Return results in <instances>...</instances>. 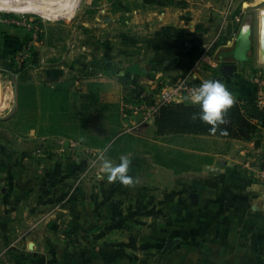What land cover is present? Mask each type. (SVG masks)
Instances as JSON below:
<instances>
[{"label":"crops","instance_id":"0c3cea01","mask_svg":"<svg viewBox=\"0 0 264 264\" xmlns=\"http://www.w3.org/2000/svg\"><path fill=\"white\" fill-rule=\"evenodd\" d=\"M187 1L190 7L176 14L180 32L190 34L189 43L200 44L196 53L158 66L159 59L168 56L159 53L150 69L111 63L108 69L116 86L125 89L124 95L149 90L159 78L179 75L189 59L212 43L217 53L213 63L222 66L203 73L204 79L218 77L225 83L246 105L257 131L250 139L158 135L155 117L140 123L139 114H122V90L108 95L103 72L96 80H70L65 104L54 85L63 74L25 71L11 97L1 84L0 159L9 184L4 210L18 217L0 221V240L20 244L24 264H264V183L251 181L241 165L252 142L264 139V107L257 105L261 90L248 71L251 23L241 21L243 11L222 23L221 12L229 0ZM183 18L192 23L186 25ZM238 47L242 58L234 55ZM227 65L232 70H222ZM113 99L118 106L110 111L107 102ZM108 112L113 113L109 121ZM101 153L113 165L128 156L132 183L110 181L101 170ZM48 161L57 169L50 164L45 170ZM32 168L37 177L53 172L66 176L70 184L75 178L82 182L68 189L73 197L61 210H54L50 201L27 204L30 192L25 185L19 186L17 203L13 179L21 183ZM92 177L100 181L97 192L104 196L97 202L88 196L95 190ZM46 191L37 187L34 194ZM26 210L35 214L29 216ZM60 225L70 232L58 233ZM171 238L174 242L166 250Z\"/></svg>","mask_w":264,"mask_h":264},{"label":"rangeland","instance_id":"374dc122","mask_svg":"<svg viewBox=\"0 0 264 264\" xmlns=\"http://www.w3.org/2000/svg\"><path fill=\"white\" fill-rule=\"evenodd\" d=\"M13 1L0 2V95L3 94L1 84L8 88L6 92L13 95L15 83L21 82L25 71L36 76L42 75V71L45 76L49 73L56 76L63 74L65 78L58 80L54 85L57 90L62 91L61 101L64 104L70 80H83L85 77H93L91 80H96L99 75L103 76L102 72L107 80L108 95H114L122 88L116 86L114 73L108 69L109 64L125 67L138 64L150 69L151 61L159 53L168 55L166 57H172L175 61L185 60L189 54L196 53L195 47L200 45L195 41L189 43L186 38L190 34L180 32L183 27L176 11L188 9L190 3L187 0H76L71 10L57 7L55 0ZM33 3L36 7H32ZM51 3L52 6H49ZM194 4L197 6L199 2ZM45 6H48L49 14L40 10ZM262 8L264 0H229L227 5L224 4L220 17L223 23L224 20H229L228 17L243 11L241 21L248 20L251 23L253 44L248 69L250 74L264 70V64L259 61ZM182 22L186 25L192 23L187 18H183ZM204 22L205 19L202 18V23ZM183 45L187 47L183 48ZM28 47L30 49L27 56L20 58V54ZM237 49L241 50L239 47ZM203 51L204 49L200 53ZM240 55L243 57V53ZM100 62L102 64L99 65ZM41 65H46L43 70ZM20 68L24 69L23 72H18ZM10 70L16 71L17 77L13 76ZM129 79L130 77L127 80ZM122 93L124 95L125 89ZM2 98L3 96L0 97V102ZM59 100L57 98L56 103ZM107 105L108 110L112 111L114 106H118V102L114 99L108 100ZM112 117L113 113L108 112L107 120ZM28 164L29 168L34 167L33 162ZM50 164L57 169L54 163L48 161L46 165L49 168L45 170L51 169ZM3 165L4 162L0 159V221L13 217L4 210L8 201V193H4V190H7L9 184L8 178L4 177ZM65 177L53 172L37 177L32 168L30 175L21 183L18 177L13 179L12 188L15 192L12 196L17 203L20 202L19 186L25 185L31 193L28 194L27 200L24 199L27 204L32 206L34 202L50 201L51 205L55 206L54 210H61L73 197H70L68 189L78 187L82 182H77L75 178L70 184ZM94 179L92 177L90 182L95 190L88 196L92 202H97L104 196L97 192L100 181ZM37 187L47 191L35 195ZM52 212L54 211L49 210L47 213ZM25 213H29V216L35 214L33 210H26ZM17 217L18 215L13 218ZM78 231L82 233L81 230ZM0 232L2 233L1 230ZM69 232L66 225L59 226L58 233L61 235ZM21 253L20 244L0 240V264L26 263V258H23ZM28 260L32 261V258Z\"/></svg>","mask_w":264,"mask_h":264},{"label":"built area","instance_id":"2783aa9c","mask_svg":"<svg viewBox=\"0 0 264 264\" xmlns=\"http://www.w3.org/2000/svg\"><path fill=\"white\" fill-rule=\"evenodd\" d=\"M30 47L20 54V58L27 56ZM214 45L206 46L204 51L191 59L179 75H170L153 83L149 90H141L138 94L129 91L124 95L121 103L123 115L135 112L141 116L140 123L156 117L161 107L172 102L191 103V95L201 83L206 81L203 73L213 68L219 69L220 63H213L216 56ZM19 58V59H20ZM256 85L261 90L257 105L264 107V70L253 72ZM243 169L253 182L264 183V139L254 140L249 149L244 153L241 162Z\"/></svg>","mask_w":264,"mask_h":264},{"label":"trees","instance_id":"16d2710c","mask_svg":"<svg viewBox=\"0 0 264 264\" xmlns=\"http://www.w3.org/2000/svg\"><path fill=\"white\" fill-rule=\"evenodd\" d=\"M159 60H161L160 65L175 62V59L172 57H162ZM20 70L23 72L24 69L20 68L18 72ZM11 73L17 77L16 71H11ZM211 80H219V78L213 77ZM199 112V106L192 103L172 102L166 104L161 107L155 117L156 133L158 135L195 133L250 139L257 131V126L252 122L248 108L236 99L233 106L224 114V122L216 126L201 121L199 119Z\"/></svg>","mask_w":264,"mask_h":264},{"label":"clouds","instance_id":"9594fccd","mask_svg":"<svg viewBox=\"0 0 264 264\" xmlns=\"http://www.w3.org/2000/svg\"><path fill=\"white\" fill-rule=\"evenodd\" d=\"M191 103L199 106V119L206 124L216 126L224 122V114L235 103V96L227 85L219 80H207L201 83L191 95ZM102 172L107 174L110 181L119 180L124 184H131L132 178L127 175L131 160L128 156L120 157V162L113 165L111 160L106 159L101 153Z\"/></svg>","mask_w":264,"mask_h":264},{"label":"bare ground","instance_id":"6f19581e","mask_svg":"<svg viewBox=\"0 0 264 264\" xmlns=\"http://www.w3.org/2000/svg\"><path fill=\"white\" fill-rule=\"evenodd\" d=\"M11 1L12 0H0V2H3V3H9ZM50 1H53V0H50ZM13 2H15V0ZM54 2L56 3L57 7L70 8V10H71L74 8L76 0H55ZM52 4L53 3H51L49 6H52ZM32 7H36V5L33 3ZM47 8H48V6H45V7H42L40 10H43V11H45V13L49 14V12H47ZM36 10H37V8H36ZM260 14H261L262 20H261V30H260V39L261 40H260V46H259V61H260V63L264 64V8L261 9ZM11 96H12L11 92H9V93L7 92V97H11Z\"/></svg>","mask_w":264,"mask_h":264},{"label":"water","instance_id":"95a60500","mask_svg":"<svg viewBox=\"0 0 264 264\" xmlns=\"http://www.w3.org/2000/svg\"><path fill=\"white\" fill-rule=\"evenodd\" d=\"M240 53H241V51L240 50H238V49H236L235 51H234V55L235 56H237L238 58H242L241 57V55H240ZM232 66H230V65H227V66H224L223 68H222V70H226V69H231L232 70ZM17 89H18V83H15V91H17ZM173 242H174V240L171 238V239H169L168 241H167V244H166V250H168V249H170V247L172 246V244H173Z\"/></svg>","mask_w":264,"mask_h":264}]
</instances>
